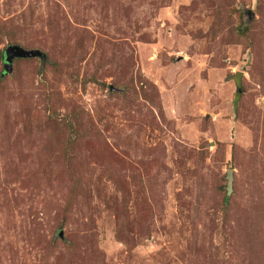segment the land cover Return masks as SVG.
<instances>
[{
  "label": "rangeland",
  "instance_id": "1",
  "mask_svg": "<svg viewBox=\"0 0 264 264\" xmlns=\"http://www.w3.org/2000/svg\"><path fill=\"white\" fill-rule=\"evenodd\" d=\"M0 264H264V0H0Z\"/></svg>",
  "mask_w": 264,
  "mask_h": 264
},
{
  "label": "water",
  "instance_id": "2",
  "mask_svg": "<svg viewBox=\"0 0 264 264\" xmlns=\"http://www.w3.org/2000/svg\"><path fill=\"white\" fill-rule=\"evenodd\" d=\"M10 52V51H9ZM8 52V54L6 55L7 56V60L9 61V63L12 61L13 59V56H21V57H30V56H33L34 54H36L37 52L35 51H28V50H25V49H22L20 47H16L14 50H13V53L14 54H10ZM63 235V234H62Z\"/></svg>",
  "mask_w": 264,
  "mask_h": 264
}]
</instances>
